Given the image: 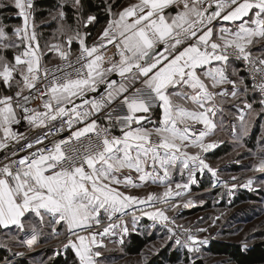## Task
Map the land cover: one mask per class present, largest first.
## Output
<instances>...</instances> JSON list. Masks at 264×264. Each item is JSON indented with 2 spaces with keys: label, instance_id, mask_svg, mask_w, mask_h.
Listing matches in <instances>:
<instances>
[{
  "label": "snow or ice",
  "instance_id": "obj_1",
  "mask_svg": "<svg viewBox=\"0 0 264 264\" xmlns=\"http://www.w3.org/2000/svg\"><path fill=\"white\" fill-rule=\"evenodd\" d=\"M10 3L22 24L9 31L0 23V83L7 91L15 89L11 95L0 93V151L11 152L0 164V226L24 231L28 225L29 237L20 243L31 247L41 234L40 225L55 233L63 224V251L74 252L75 264H100L105 238L119 229L122 244L123 234L130 232L124 216L131 215L132 231L140 216H146L154 222L151 227L167 224L166 240L173 246L199 253L208 240L197 233L207 228L192 230L166 213L180 207L175 198L190 191L197 173L207 170L219 181L204 154L222 142L206 138L215 134L218 120L222 124L223 106L238 101L233 105L237 124L231 125L238 141L264 114V0H137L119 10L112 0H102L110 19L92 45L79 26L94 24L97 16L84 14L82 0H65L77 12V27L69 26L72 34L66 35L63 50L59 44L41 49L34 0ZM6 6L0 2V8ZM58 18L65 20L62 10ZM220 20L232 27L217 28ZM74 39L80 52L72 60ZM109 46L115 50L111 55ZM8 50L14 52L12 60L4 55ZM45 51L58 52L62 64L45 66ZM236 62L242 66L234 67ZM113 75L119 80L111 79ZM250 92L259 94L260 112L253 107L255 100L248 101ZM36 99L42 110L30 106ZM157 107L160 118L155 120L152 110ZM22 120L46 131L29 139L13 131ZM64 131L69 135L50 141L51 147H36ZM21 140L26 143L18 151H32L17 159L18 151L10 145ZM255 160L254 170L264 173V137ZM125 170L128 174L121 176ZM174 172L186 176V182L173 183ZM253 183L250 178L242 186L252 189ZM151 184L164 191L137 196L117 187ZM192 203L187 199L183 206Z\"/></svg>",
  "mask_w": 264,
  "mask_h": 264
},
{
  "label": "rangeland",
  "instance_id": "obj_2",
  "mask_svg": "<svg viewBox=\"0 0 264 264\" xmlns=\"http://www.w3.org/2000/svg\"><path fill=\"white\" fill-rule=\"evenodd\" d=\"M57 2V7L51 11L50 16L40 23L42 27L48 26L46 31L39 27L41 46H45L49 42H63V39H66V35L72 34L69 26L72 28L77 27V21L73 26L66 21V18L64 21L59 20L58 11L62 10L64 12L60 6L67 3H65V0H57ZM34 7L36 9V0ZM62 24L63 29L61 28ZM87 29L88 26L86 28L82 25L79 26V31L82 35L85 33L89 34ZM61 31H63V35ZM1 86V91L8 93V95L15 91V89L5 91L3 84ZM249 95V102L252 103L255 100L253 107L257 112H260V98L256 93L250 92ZM231 103L237 104L238 101H231ZM228 113L223 115L222 124H219L218 120V128L215 134L210 137V141L222 142L216 148L204 154L206 162L217 169L219 181L216 177L211 176L207 170L202 174L197 173V183L190 186V191L182 198H175L180 201V207L166 213L169 217L175 218L177 224L184 225L192 230L207 228V232L197 233L200 238H207L208 240L206 244L200 246V252L193 254L189 253L185 248L173 246L171 241L166 240L168 235L166 231L167 224L156 223L155 227H151L154 222L150 220L148 224L142 226V231H132V225H128L130 232L127 237L123 235L125 243L128 241V236L133 232L142 234L148 232L151 236L154 234L146 249L138 255H129L126 253L124 244L119 243V238L113 237L111 239L116 241L115 243L109 239L104 240L106 249L102 250L103 255L99 258L100 264H148L164 249L170 251L179 249L182 252L181 259L178 262H168L167 264H190L192 260H195V264H233L225 256L209 254L206 251L209 242L211 240H222L240 244L246 248L254 242L264 240V183H261V181H264V173L254 170L256 163L255 153L259 150L261 138L264 137V114L254 119L249 135L238 141L234 138L236 134L231 131V126H226L228 124L226 121L228 122L229 119L237 124L235 120L236 112L231 108ZM37 129L29 126L22 134L27 137ZM218 148L221 149L223 155L212 156V153ZM190 151L195 152L196 149H190ZM233 176L238 177V179L233 181L231 179ZM199 177L209 179L208 181L211 185L204 190H198ZM250 178L254 180L252 189L244 188L242 185ZM172 180L173 183H183L186 182V176L182 177L178 172H174ZM223 181H228V186H225ZM233 183L237 187L232 188L231 185ZM120 190L130 192L133 195L144 196L150 192L162 193L164 188L163 186L151 184L141 188ZM242 196H245V198ZM187 199L193 201L190 207L183 206L184 201ZM201 200H203V203H201ZM145 210L150 211L152 209L147 208ZM217 217L219 219H216ZM32 224L36 225L35 218H33ZM39 228L41 234L38 237V241L31 247L20 243V241L29 237L28 225H26L24 231L14 228L1 234L0 250H7L13 257L11 260L4 261L6 262L5 264H12L13 260L17 258L27 260L29 264H48L55 258L57 250H63V243L66 242L67 235L63 224L56 226L55 233L47 224L40 225ZM49 257L52 259H49Z\"/></svg>",
  "mask_w": 264,
  "mask_h": 264
},
{
  "label": "trees",
  "instance_id": "obj_3",
  "mask_svg": "<svg viewBox=\"0 0 264 264\" xmlns=\"http://www.w3.org/2000/svg\"><path fill=\"white\" fill-rule=\"evenodd\" d=\"M60 1V0H59ZM113 4L116 6V9L122 4L123 0H112ZM82 3L85 5L84 14H94L97 16V22L94 24L88 25L89 36L90 39L95 32L103 25H105L110 19L109 15L105 12L102 6V0H82ZM57 0H36V11H35V20L37 23H42L47 17L50 16L51 11L57 7ZM12 10V8H6V11ZM63 10L65 12V18L68 23L74 26V23L77 21L76 16L77 12L69 5L64 4ZM14 19H8L9 22H14ZM19 21V20H18ZM44 25V24H42ZM41 29H45L46 27L40 26ZM10 29V28H9ZM78 41L74 40L71 46L73 50V54L76 53L79 48ZM256 51V50H254ZM2 87V86H1ZM157 111V110H156ZM158 114V112H157ZM223 155L221 149H217L212 153V156L218 157ZM199 185L197 186L198 190H204L209 187L211 184L208 181L209 179L199 177ZM245 198V196H242ZM150 235V233H131L128 236V241L123 243L126 253L129 255H138L140 254L146 247L148 243L154 237ZM127 243V244H126ZM126 244V246H125ZM206 251L212 255L225 256L229 262L233 264H264V240L257 241L251 244L249 247L244 248L240 244H235L222 240H211L209 245L206 247ZM60 255H56L55 258L50 261L48 264H75L76 257L74 252L71 250L64 252L60 251ZM182 252L179 249H174L172 251L168 249H164L159 253L154 259H152L148 264H167L176 263L181 259ZM13 259L12 255L5 250H0V264H2L6 260ZM12 264H29L27 260L22 258H17L13 260Z\"/></svg>",
  "mask_w": 264,
  "mask_h": 264
},
{
  "label": "crops",
  "instance_id": "obj_4",
  "mask_svg": "<svg viewBox=\"0 0 264 264\" xmlns=\"http://www.w3.org/2000/svg\"><path fill=\"white\" fill-rule=\"evenodd\" d=\"M34 1H35V0H34ZM0 2H3L5 5H7V6L4 7V8H0V23H3V24H5V25H7V26H8V29H7V30H9V31H11V29H12L13 27L20 26V25L22 24V19L17 15V11H18V10L15 9V7L11 5L10 0H0ZM135 2H137V0H123L122 4H121L116 10L122 9L123 7L129 5L130 3H135ZM8 7L12 8V10L6 11V8H8ZM11 18L14 19V20H13L14 22L11 21V22L8 23L7 20H8V19H11ZM18 20H19V21H18ZM106 24H107V23H106ZM106 24L103 25V26H101V27L95 32V34H94L90 39H88V36H89V35L86 36V43H87L88 45H92L93 43L97 42V40H98V38H99V36H100L102 30H103L104 27L106 26ZM35 26H36L37 38H38L39 44H40V46H41V42H40V33H39L40 23H37L36 20H35ZM215 26H216L217 28L220 27V26H224V27H232V25H231L230 22H226V21H222V20H220V21H218V22H215ZM9 28H10V29H9ZM72 43H73V42H72ZM53 44H59V45H61V46H62V50H63V48H66V47H67V45H66V39H65V38L63 39V42H59V43H56V42H49L47 45H53ZM77 44H78L79 48H78L76 51H79V50H80V45H79L78 42H77ZM71 46H72V44H71ZM44 48H45V46H41V49H42V50H43ZM254 50L258 51V49H254ZM71 53L73 54V50H72V49H71ZM4 55L6 56V58H7L8 60H12V59H13V56H14V52H13V50H8L7 52L4 53ZM58 60H60V58H59L58 52H56V51H45V53H44V55H43V57H42V63H43V64H45V63H47V62L50 63V62H53V61H58ZM233 66H234V67H241L240 64H239L238 62H236V64H234ZM240 75H242V76L245 77V81H246V83H249V81H248V79H247V77H246V75L244 74L243 71L240 73ZM110 78H111V79H117V80H119V77L116 76V75H113V76L110 77ZM1 84H3V83H0V93H2V94H8V93H5L4 91H1ZM3 86L5 87L4 84H3ZM226 87H227V86H226ZM6 90H7V89L5 88V91H6ZM10 95H11V94H10ZM88 95H89V96H93V95H96V94H94V93H90V94H88ZM247 99H248V101H250V95H248ZM76 103H80V101L77 100ZM233 105H235V103H226V104L223 106L224 109H225L224 114H227L228 112H230L231 108L233 109L234 112H236V109L233 107ZM69 107H71V105H69ZM41 110H42V108H41ZM160 111H161V110H160L159 108L157 109V111H156V110H155V111H152V117H153V119L158 120V119L160 118ZM157 112H158V114H157ZM228 114H229V113H228ZM225 121H226V120H225ZM226 123H228V124H226V126H231L233 123L236 124V122H235V121H232L231 119H229L228 122L226 121ZM27 128H29V125H28L27 121L22 120L21 123H20L19 125H14V126H13V131L22 134L23 132H25V131L27 130ZM195 128H196L197 130H199L200 128H202V125H195ZM210 137H211V136H210ZM210 137H207V138H206V142H209V141H210ZM14 146H16L15 143H13L12 145H10V148H12V147H14ZM8 152H9L8 149H5V150L0 151V157L5 156ZM127 174H128V173H127V170H125L123 173H121V176H123V175H127ZM132 175H133V178H135V173H132ZM119 188H120V189H125L122 185H120ZM125 190H126V189H125ZM128 211H129V213H131L133 210H132V209H129ZM102 215H103V214H102ZM136 215H139V213L137 212ZM124 221L127 222L128 225H130V224L132 225V222H131V215H125V216H124ZM148 221H150V219H149L148 217H146V216H140L139 224L136 226V230H135V231H137V230H138V231H139V230L142 231V230H141V229H143L142 226L148 224V223H149ZM106 223H107L106 220L103 221L102 226H105ZM14 228H15V229H18L16 226H9V228H7V229H5V228H3L2 226H0V236H1V234H3L6 230H11V229H14ZM116 232H117L116 235H112V236L106 237L105 240L109 239V240L113 241V239H111V238H113V237H114V238H115V237H118V238L120 239V235H121V233L119 232V229H117ZM123 235H126V237H127V234H123ZM123 243H124V242H123Z\"/></svg>",
  "mask_w": 264,
  "mask_h": 264
},
{
  "label": "built area",
  "instance_id": "obj_5",
  "mask_svg": "<svg viewBox=\"0 0 264 264\" xmlns=\"http://www.w3.org/2000/svg\"><path fill=\"white\" fill-rule=\"evenodd\" d=\"M35 3V1H34ZM109 51H108V55H111L112 52H114L115 50L111 48V46H109ZM79 51H77L76 53L72 54L71 55V59L72 60H75L76 56L79 55ZM240 64V66H242V62H238ZM62 64V61L61 59L56 61V62H53V63H45L44 65L47 66L48 68H53L54 66H57V65H61ZM244 74L246 75L249 83L251 84V80L250 78L248 77L247 73L244 72ZM39 87V85H38ZM27 94V93H26ZM257 96L260 98L259 94L256 93ZM41 105H42V101L39 100V99H36L34 100L32 103H31V107L32 108H36V109H40L41 110ZM115 107V105H113ZM157 108H154L152 111H155L157 110ZM116 115H122L123 113H120V112H117L115 113ZM99 123H101L102 125L106 123V121L103 120L102 116H101V119L98 121ZM76 127H79V125H76ZM46 131V129H37L35 131H33L29 136H27V138L29 139H34L37 135H43V132ZM54 131V129H53ZM113 133L115 135H120L118 129L114 128L113 129ZM69 135V132L68 131H64V132H61V133H58V134H55L53 136H50L48 139H45L44 140V145H37L36 147H44V146H48V147H51V143L50 141H58L59 139H62V138H66L67 136ZM26 143V140H21L20 141V145H16L14 147H12L13 150H17L20 148L21 145L25 144ZM32 150L30 149H25L24 151H18V155L15 157V158H19L20 156H23V155H26L28 152H30ZM11 156V152L9 151L5 156H2L0 157V164H2L3 162H6V157H10Z\"/></svg>",
  "mask_w": 264,
  "mask_h": 264
},
{
  "label": "water",
  "instance_id": "obj_6",
  "mask_svg": "<svg viewBox=\"0 0 264 264\" xmlns=\"http://www.w3.org/2000/svg\"><path fill=\"white\" fill-rule=\"evenodd\" d=\"M6 262L2 263V264H5Z\"/></svg>",
  "mask_w": 264,
  "mask_h": 264
}]
</instances>
